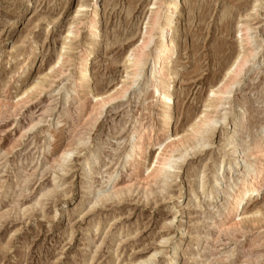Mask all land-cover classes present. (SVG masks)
<instances>
[{"label":"rangeland","instance_id":"374dc122","mask_svg":"<svg viewBox=\"0 0 264 264\" xmlns=\"http://www.w3.org/2000/svg\"><path fill=\"white\" fill-rule=\"evenodd\" d=\"M168 1L98 0L97 37L89 25L94 0H0V264H264V188L236 232L223 226L246 166L264 167L262 155L253 158L255 144L264 145L263 48L257 70L244 73L218 108L222 123L198 137L191 130L204 113L215 114L212 92L243 51L239 28H258L256 40L263 33L264 0H181L169 35L179 54L164 79L171 96L160 98L155 83L145 87L149 60L123 97L102 110L93 99L130 83L128 53ZM153 33L150 54L159 27ZM83 51L91 69L80 85ZM61 53L69 59L56 66ZM167 112L170 134L183 142L168 173L144 180L138 158L125 164L137 119L156 134L152 162ZM196 138L206 144L194 145Z\"/></svg>","mask_w":264,"mask_h":264},{"label":"bare ground","instance_id":"6f19581e","mask_svg":"<svg viewBox=\"0 0 264 264\" xmlns=\"http://www.w3.org/2000/svg\"><path fill=\"white\" fill-rule=\"evenodd\" d=\"M97 3H98V0H94V4L92 5L93 7L90 5L91 15L89 18V25H90V33L93 36L98 37L100 33V29H99L100 25L98 21L99 13H98ZM181 3H182L181 0H169L166 4H164L165 5L164 9L151 13L149 17L150 20L148 22L149 28H146L145 33L143 34L142 39L140 41V44L138 45L136 49H133L128 53V56L126 58L127 61H125L129 63L128 69H130L129 71L132 75V77L129 78L131 79L130 83L122 86L120 88V92L117 91L114 94L116 96V94L119 92L118 94H120V96L118 97H115L114 95H110L108 98H104L102 95L101 97L95 94L93 99L97 100V103H98L97 105L100 106L101 110L104 109L109 103L116 101L117 98L123 97L132 88V86H134L138 82V80L140 79L142 75L143 69L146 66V64L149 62V60L151 62V74L147 79L145 87L147 86V88L149 87L151 88V84L155 83V89L157 93L160 92V98L166 99L171 96L170 88L164 86V79L167 78V74H166L167 66L170 64V62L175 57V55L179 54L177 53L178 51V48H177L178 46L176 42L177 40L175 41V39H170L169 35H170L171 29L174 28L173 25L176 24L175 21L179 20V16L181 15L180 14L181 5H182ZM257 10H258L257 6H254L253 11L257 12ZM263 18H264V14H263ZM161 21H162V24H160ZM157 27H159L160 29L159 38H158L159 40L156 45L155 53L150 54L149 48L154 40L153 31H155ZM257 29L258 28H252L249 25H244L239 28V34L237 38H238V41H240L241 43V47L243 48V51L238 54V56L235 58L233 63L230 65L223 80L220 82L217 89L212 92L213 97L211 96L210 103L208 106H210V104L212 103L214 104L215 110L212 113H215V114L212 115L211 113H204L199 118V120L192 126L191 130L195 136L197 137L202 136L205 134L208 128H213L217 126L218 123H222V121L220 122V119L222 120V117L218 119V116H217L219 113L218 108L225 103V99L227 98V95H229L232 92L235 85L238 82H240V77L247 71L257 67L255 65L258 62L257 61L258 54L262 48L264 49V30H263V33L261 32L260 38L258 37L259 40L258 39L256 40V37H254L253 34H254V31H257ZM72 31H75V29H72ZM63 50H65V48H63ZM83 52L84 53L81 54L79 57V65L81 66V70L79 71L80 72L79 77L77 80H74L77 83H80V85L81 83L88 80L90 69H91L90 68V57L86 51H83ZM68 59L69 57L66 56L65 53H61L58 56V59L55 65L59 66L61 62L63 63L64 61ZM173 79H174L173 76H171L170 80L172 81ZM74 87L76 86L74 85ZM41 88H42V85L39 83L35 84L34 86L32 85V87H30L23 96L27 95L29 97L28 95L29 92L39 91ZM27 96L25 97V99L28 100ZM170 120H171V115L169 112H167L166 115L163 117L164 128L162 126L163 130L160 133V138L155 143V145L158 146L157 149L159 150V153L158 155L156 154L157 156L154 158L152 162H148L146 160V156L148 153L147 151L149 149V146H151V142L156 134H153V132L150 133L149 131H147L145 127L141 126L140 120L137 119V123L139 124V127H136L134 131V141L131 144L129 153H127L125 157V164L129 168H132V165H133L131 163L132 157L138 158L140 160L138 170L141 173H143L144 180H149L150 178H153L155 181V179H158L162 177L163 175H165L166 173H168L169 170H171L173 167L174 160H173L172 153H174L176 149L179 148V145L182 144L183 138H179V135H174L173 133L170 134V131H169ZM35 126L37 125L34 124L32 128H34ZM195 144L200 146V145H205L206 142H202L200 139L196 138L194 145ZM227 145L235 146L233 148H236L237 146L233 144V142H229L227 143ZM253 151L256 154L254 155L255 157L253 156V158L257 159V156L262 155L263 160H264V145L262 143L255 144V146L253 147ZM69 152L70 151H65L64 156H66L67 154L69 155ZM61 157L63 158V156ZM239 166H240V159L236 158L230 165V172L235 171V169L238 168ZM245 173L247 174V178L242 180V182L238 184L239 190L237 191V193L235 195L231 194V196H234L233 200L227 205V212L225 211L227 214L228 221L226 224H223V226H229V229L234 228L235 232H236V227H239L241 223L243 222V216L246 214L245 213L246 205L249 204V202L252 201V199H254L255 196L258 195L264 188V167L260 171L259 170L253 171L252 166L249 165V166H246ZM219 177H220V174L216 173L215 181L216 180L218 181ZM115 178H113V174L109 178V182L111 183L112 186L116 184ZM228 190H231V189L229 188ZM234 190H237V189L234 188ZM218 192H219V189L217 188V186H214L212 188V193H218ZM228 196L230 195L228 194ZM228 201H230V198ZM260 212L261 211L257 210L256 212L252 213L251 216L255 217V215L260 214ZM162 243L165 244L167 242H162ZM174 251L176 254L177 247L174 248L173 252ZM158 253L159 252L156 251L152 255L151 259L155 258ZM178 253L179 251L177 252V255H179ZM151 259L147 260L146 262L148 263L151 262ZM168 264H171V262Z\"/></svg>","mask_w":264,"mask_h":264}]
</instances>
